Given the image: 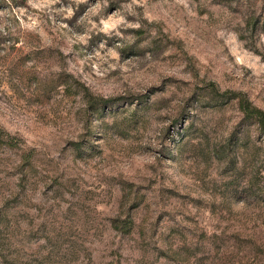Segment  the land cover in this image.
<instances>
[{
    "label": "rangeland",
    "instance_id": "rangeland-1",
    "mask_svg": "<svg viewBox=\"0 0 264 264\" xmlns=\"http://www.w3.org/2000/svg\"><path fill=\"white\" fill-rule=\"evenodd\" d=\"M208 84L264 111V0H0V264H264V136Z\"/></svg>",
    "mask_w": 264,
    "mask_h": 264
},
{
    "label": "trees",
    "instance_id": "trees-1",
    "mask_svg": "<svg viewBox=\"0 0 264 264\" xmlns=\"http://www.w3.org/2000/svg\"><path fill=\"white\" fill-rule=\"evenodd\" d=\"M211 86L212 95L221 101L220 104H223L225 101L237 100L238 107L240 112L243 115V118L246 120L255 121L259 133L264 136V111L259 107L255 106L243 93L235 92L231 90H225L220 92L217 87L213 84H208ZM116 99L108 98H99L98 100L89 99V104L91 108L95 111H98L101 107H107L110 104H113ZM4 134L0 129V141H3ZM131 221L127 223L126 227L129 229L131 227ZM121 224L118 226L115 224V227L120 228Z\"/></svg>",
    "mask_w": 264,
    "mask_h": 264
}]
</instances>
